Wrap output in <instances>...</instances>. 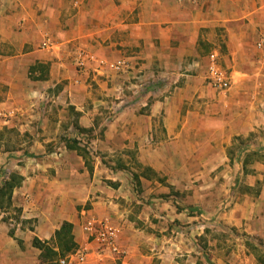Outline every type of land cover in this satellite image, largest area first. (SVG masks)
Masks as SVG:
<instances>
[{
  "label": "crops",
  "instance_id": "crops-1",
  "mask_svg": "<svg viewBox=\"0 0 264 264\" xmlns=\"http://www.w3.org/2000/svg\"><path fill=\"white\" fill-rule=\"evenodd\" d=\"M261 38L264 0H0V130L31 138L0 152L23 178L18 221L0 210V264L40 263L33 241L54 245L65 223L84 264H261L264 160L235 161L233 180L227 156L235 138L264 152ZM79 50L129 70H79ZM210 52L226 93L206 79ZM90 217L121 255L83 232Z\"/></svg>",
  "mask_w": 264,
  "mask_h": 264
},
{
  "label": "built area",
  "instance_id": "built-area-1",
  "mask_svg": "<svg viewBox=\"0 0 264 264\" xmlns=\"http://www.w3.org/2000/svg\"><path fill=\"white\" fill-rule=\"evenodd\" d=\"M256 46L259 50H264V38L259 39ZM90 64H98V66L104 68L107 67L117 74L129 70V63L124 59H119L116 62L108 64L103 60L96 59L94 56L79 50L76 56L77 68L79 70H83ZM206 79L213 89L220 92H227L230 87V80L219 66L217 56L215 54H210L208 56ZM82 230L88 235L89 239L95 242L100 250H104L116 256L122 254V250L117 242L118 239L116 229L107 221L90 217L85 221ZM75 262L77 264L85 263V255L83 252L75 254L71 253L70 255L58 260V264H74Z\"/></svg>",
  "mask_w": 264,
  "mask_h": 264
},
{
  "label": "rangeland",
  "instance_id": "rangeland-1",
  "mask_svg": "<svg viewBox=\"0 0 264 264\" xmlns=\"http://www.w3.org/2000/svg\"><path fill=\"white\" fill-rule=\"evenodd\" d=\"M206 53H208V52H206ZM209 54H212V52H210ZM260 64L262 65L261 71H260V76L264 78V56H263ZM219 66L221 67L223 72L226 74V76L229 78V80H231L229 77V73L226 70H224V68H222V66L220 64H219ZM230 88H231V83H230V87L227 90V92L230 90ZM218 92H220V91H218ZM221 93H223V92H221ZM224 93H226V92H224ZM30 139L31 138H27L25 136H20L19 132L16 131V128H14V127L13 128L3 127L0 130V152L2 149H4V150L6 149L8 151H14V150H16L17 147L19 148V146H21V145L28 146L31 144ZM64 139L65 138H60V141H63ZM234 142H235V146H232L231 147L232 150L227 154L228 159L231 163V167L234 165L235 161H240V160L244 161V159H247L248 165L253 164L254 161H261V160L263 161L264 160L263 147H254V145H253V147L251 149L250 147L252 146L253 143L250 142L249 139H248L249 143H246V144L243 141H241V138H235ZM242 147H243V149H241ZM235 170L236 169L234 167H232L233 180L235 178V175H237V174H235ZM242 170H243L244 174H248V173L253 172L252 169H245L244 167L242 168ZM13 171H15V169L12 166L8 165V166H6V168H3V165H0V176H2V179H4L5 176H8L9 174L13 173ZM219 171H222V170H219ZM221 178L224 179L226 177L222 176ZM235 187L236 186H234V187L231 186V191L229 194L230 198L228 199L229 201H227V203H229V202H230V204L233 203L234 194H232V193H233V190ZM252 190L254 191V193L257 194V192L259 191V183L256 184L252 188ZM223 203H225V202H223ZM16 209H15V207H12V206L10 208H8V211L10 212L9 216H8L10 219L8 220V222L14 223V221H16V220H14V217L16 216ZM221 209L223 210V204L221 205ZM217 232L219 233L220 231L217 230ZM220 240L223 241V239H220ZM200 243H201V247H202L203 246L202 241ZM228 244L230 246L234 247V245H236L235 238H229ZM249 245H251V244H249ZM248 247L251 250L250 246H248ZM252 253H254V252H252ZM204 258H205V261H200V263L201 264H209L206 261V260H208L207 257L205 256Z\"/></svg>",
  "mask_w": 264,
  "mask_h": 264
},
{
  "label": "trees",
  "instance_id": "trees-1",
  "mask_svg": "<svg viewBox=\"0 0 264 264\" xmlns=\"http://www.w3.org/2000/svg\"><path fill=\"white\" fill-rule=\"evenodd\" d=\"M65 144L68 149L76 150L77 153L82 156L85 160L87 168L91 171V160L88 156V153L83 149L77 146L78 142L74 139H66ZM244 164H247V159H244ZM23 178L17 173H11L6 176L2 183H0V210H8L12 206V193L13 190L20 186ZM20 214V209H16V216L14 220L18 221ZM10 218L6 217L4 220L8 222ZM13 233V231H11ZM33 245L41 250V264H58L60 258L65 257L69 253H73L76 250V244L73 241V236L71 235V226L69 224H63L59 231L55 233V243L54 245H47L37 240L33 241ZM251 250L255 253L257 248L253 245H249ZM54 248H57L58 251H55ZM259 263L264 264V260L257 256ZM209 263L208 260H206ZM196 264H201L197 262Z\"/></svg>",
  "mask_w": 264,
  "mask_h": 264
}]
</instances>
